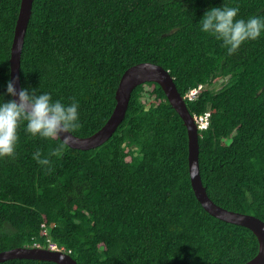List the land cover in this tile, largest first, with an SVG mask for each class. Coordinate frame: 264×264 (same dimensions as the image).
<instances>
[{
    "label": "trees",
    "instance_id": "obj_1",
    "mask_svg": "<svg viewBox=\"0 0 264 264\" xmlns=\"http://www.w3.org/2000/svg\"><path fill=\"white\" fill-rule=\"evenodd\" d=\"M22 0H0V103ZM214 7L236 20H264V0H34L21 61V86L78 103L87 138L116 108L124 73L142 63L168 71L191 116L211 114L199 131L200 171L210 199L264 222V31L229 55L201 31ZM221 87L218 88V85ZM17 129L14 156L0 157V253L47 248L48 236L78 264H245L259 243L249 229L211 216L193 191L187 128L162 88L132 94L126 118L95 150ZM39 151L48 166L32 157ZM1 264H55L11 260Z\"/></svg>",
    "mask_w": 264,
    "mask_h": 264
},
{
    "label": "water",
    "instance_id": "obj_2",
    "mask_svg": "<svg viewBox=\"0 0 264 264\" xmlns=\"http://www.w3.org/2000/svg\"><path fill=\"white\" fill-rule=\"evenodd\" d=\"M33 2L34 0L21 1L11 48L10 80H15L14 87L17 93L22 89V53L29 22L32 16ZM146 83H155L162 88L170 105L179 114L187 128L189 140V173L196 198L211 216L223 222L247 228L253 232L259 243V251L254 259L245 264H264V222L251 215L223 209L216 205L208 196L207 190L203 185L200 171L198 128L188 110L186 101L178 91L174 79L170 73L162 67L151 63H142L129 68L121 78L116 92V108L105 126L97 133L87 138L74 136L70 132L62 134L61 139H63V135H69V143L66 145L76 150L90 151L100 148L114 136L124 122L135 89ZM12 98L18 100V96ZM16 259L53 262L55 264H78L71 255L52 252L43 248H16L0 253V264Z\"/></svg>",
    "mask_w": 264,
    "mask_h": 264
},
{
    "label": "clouds",
    "instance_id": "obj_3",
    "mask_svg": "<svg viewBox=\"0 0 264 264\" xmlns=\"http://www.w3.org/2000/svg\"><path fill=\"white\" fill-rule=\"evenodd\" d=\"M238 12V7H214L206 11L199 22L201 31L223 41L229 55L237 52L244 42L256 40L264 31V20L258 17H251L247 21L236 20ZM14 83L15 80L7 83L6 94L18 96V100L0 103V157L14 156L21 121L27 122V133L42 138L61 139L62 134L80 127L77 102L66 106L60 101L52 102L47 93L37 95L32 91L29 94L27 89L17 93ZM69 139V135H63V143L50 151L49 157L60 156ZM49 157L41 158V153L37 151L32 158L40 165L48 166L51 163Z\"/></svg>",
    "mask_w": 264,
    "mask_h": 264
},
{
    "label": "built area",
    "instance_id": "obj_4",
    "mask_svg": "<svg viewBox=\"0 0 264 264\" xmlns=\"http://www.w3.org/2000/svg\"><path fill=\"white\" fill-rule=\"evenodd\" d=\"M203 89H204L203 85L193 88L183 97V99L188 102H194L197 100L198 96L200 95ZM210 118H211V114L209 112L202 114V115L193 116V120L198 128V131H204L209 128ZM43 228H44V235L47 237V248L46 249L52 252H60V253L70 255L71 252H66L65 248L60 247L55 241H53L51 237L48 236V229L46 228L45 225H43ZM34 248H44V247H42L39 244H35Z\"/></svg>",
    "mask_w": 264,
    "mask_h": 264
},
{
    "label": "rangeland",
    "instance_id": "obj_5",
    "mask_svg": "<svg viewBox=\"0 0 264 264\" xmlns=\"http://www.w3.org/2000/svg\"><path fill=\"white\" fill-rule=\"evenodd\" d=\"M220 87H221V84L218 85V88H220Z\"/></svg>",
    "mask_w": 264,
    "mask_h": 264
}]
</instances>
